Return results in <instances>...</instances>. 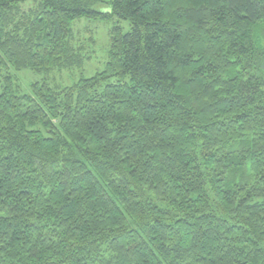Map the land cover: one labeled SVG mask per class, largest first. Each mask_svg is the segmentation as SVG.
<instances>
[{
    "label": "trees",
    "instance_id": "16d2710c",
    "mask_svg": "<svg viewBox=\"0 0 264 264\" xmlns=\"http://www.w3.org/2000/svg\"><path fill=\"white\" fill-rule=\"evenodd\" d=\"M25 1L0 0V264H264V0ZM80 18L129 28L51 84Z\"/></svg>",
    "mask_w": 264,
    "mask_h": 264
},
{
    "label": "rangeland",
    "instance_id": "374dc122",
    "mask_svg": "<svg viewBox=\"0 0 264 264\" xmlns=\"http://www.w3.org/2000/svg\"><path fill=\"white\" fill-rule=\"evenodd\" d=\"M39 0H26L21 4L22 9L27 10L31 7H34ZM104 3H100L96 9L100 12L108 11V2L112 0H102ZM119 24L123 27L124 32L128 30L127 22H117V19L114 18L111 21H103L98 19H87L80 18L75 20L71 27L78 39V41L84 45L86 48V54L89 57L85 61L83 70H73V71H62L54 72L50 75V83L57 84L60 86H71L73 83L77 82L79 78L91 77L95 72L103 69L104 64L107 58V50L109 44V30L115 25ZM92 37L95 39L94 44L90 45L87 40ZM14 76L16 77V83L19 85V88L22 93H29L30 86L34 82H40L43 80L41 75H38L29 70H22L20 72H15Z\"/></svg>",
    "mask_w": 264,
    "mask_h": 264
}]
</instances>
